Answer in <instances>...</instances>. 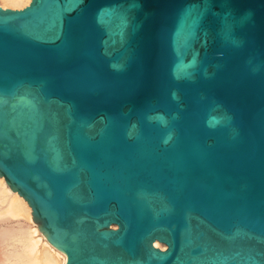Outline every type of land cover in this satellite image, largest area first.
<instances>
[{"label":"water","instance_id":"water-1","mask_svg":"<svg viewBox=\"0 0 264 264\" xmlns=\"http://www.w3.org/2000/svg\"><path fill=\"white\" fill-rule=\"evenodd\" d=\"M0 176L66 264H264V0L0 8Z\"/></svg>","mask_w":264,"mask_h":264},{"label":"bare ground","instance_id":"bare-ground-1","mask_svg":"<svg viewBox=\"0 0 264 264\" xmlns=\"http://www.w3.org/2000/svg\"><path fill=\"white\" fill-rule=\"evenodd\" d=\"M31 0H0L2 9H23L30 4ZM32 211L27 202L13 192L4 178L0 176V221L14 220L15 228H0V243L3 246H12L18 242L24 246L22 252L16 249L3 250L2 262L4 264H66L64 253L51 245L42 235L39 228L32 220ZM23 221L30 223L27 227H22ZM27 223H25L27 225ZM26 228V229H25ZM11 248V247H10ZM2 254V252H1Z\"/></svg>","mask_w":264,"mask_h":264},{"label":"rangeland","instance_id":"rangeland-1","mask_svg":"<svg viewBox=\"0 0 264 264\" xmlns=\"http://www.w3.org/2000/svg\"><path fill=\"white\" fill-rule=\"evenodd\" d=\"M10 9V8H9ZM14 10H20V9H14ZM2 221V220H1ZM0 221V228H15V227H17L16 226V223H15V221L14 220H11V221H7V220H3V222H1ZM25 223H27V222H24L23 221V226L22 227H27V226H29L30 225V223L28 224L27 223V225L25 224ZM26 229V228H25ZM20 244H21V242H20ZM20 244L18 243V242H16V244H14V247L12 248V246H9V248H7L8 246H3L1 243H0V249H2L3 247H6V248H4V250H7V249H9V251H11L12 249H16V251L17 252H22V249H21V247H23L24 248V246L23 245H21V247H20ZM2 247V248H1ZM11 247V248H10ZM14 249V250H15ZM1 252H2V254H1ZM0 257H3V250H0ZM2 259L3 258H0V262H2ZM0 264H4V263H0Z\"/></svg>","mask_w":264,"mask_h":264}]
</instances>
